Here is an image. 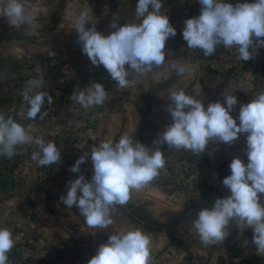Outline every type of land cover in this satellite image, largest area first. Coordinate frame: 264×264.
Returning <instances> with one entry per match:
<instances>
[{"label": "clouds", "instance_id": "9594fccd", "mask_svg": "<svg viewBox=\"0 0 264 264\" xmlns=\"http://www.w3.org/2000/svg\"><path fill=\"white\" fill-rule=\"evenodd\" d=\"M181 3L185 0H180ZM199 15L184 20L181 35L186 46L202 50L205 57L212 56L217 46L235 48L243 61L251 59L258 47L264 46V0H198ZM162 0H136V17L139 23L118 24L114 19L105 35L95 26L88 25V13L82 11L75 18L77 43L92 65H102L110 78L123 88L131 86L129 69L143 75L153 66H160L166 58L165 46L170 37L177 33L166 13L161 12ZM0 16L16 27L27 25L31 30L37 27L35 14L26 10L21 0H0ZM255 41V43H254ZM177 74L193 71L190 65L173 63ZM43 75L26 81L22 93L28 108L29 119L41 116L42 106L47 101L53 104L54 97L40 91ZM72 101L85 109L102 105L107 93L102 83L92 82L78 93L74 91ZM166 111L171 123L148 147L132 134H124L115 142L104 140L93 147L90 153L81 155L71 166L73 173L80 172V165L90 160L92 176H77L67 183L62 203L78 208L88 226L107 228L112 224L111 210L115 205L128 202L132 190H139L158 176L165 166L164 151L159 145L186 149L200 153L211 139L231 145L240 135H245L247 163L234 156L230 163V174L222 183L228 193L217 197L211 207L201 208L191 222V230L205 244L221 242L229 234L230 223L238 229H252V242L257 252L264 254V92L256 94L250 102L239 104L238 117L231 113L238 104L232 94L210 101L174 90L168 98ZM239 121V123L237 122ZM37 151L32 159L40 166L57 163L61 152L54 141H45L33 136L31 125L27 127L11 116L0 113V157L12 158L19 145L32 144ZM15 243L10 229L0 227V264H7L8 253ZM247 244V241H244ZM150 239L139 228L109 235L101 243L87 264H149Z\"/></svg>", "mask_w": 264, "mask_h": 264}, {"label": "rangeland", "instance_id": "374dc122", "mask_svg": "<svg viewBox=\"0 0 264 264\" xmlns=\"http://www.w3.org/2000/svg\"><path fill=\"white\" fill-rule=\"evenodd\" d=\"M53 1L28 0L23 4L26 10L35 14L37 29L50 32L60 28L65 31L73 46L81 47L77 43L78 34L75 32L74 23L79 14H68L72 4L89 9V24L86 27L94 25L97 31L102 27L98 25V20L106 23L114 17L110 14L111 8H95L90 0L85 3L76 0H56L54 3ZM193 1L196 0H185L183 3L192 4ZM173 2L174 0H162V9L164 8L166 14L172 15ZM124 6L118 5L116 10L131 16L133 23H139V18L134 19L136 5L132 3L128 7ZM106 12L109 14H105ZM24 26L26 25L13 26L6 17L0 16V32L5 28L9 30L6 34L10 33L12 36L13 28L17 31ZM3 42L7 44V38H4ZM2 51L0 49V56ZM195 51L201 60L207 58L202 50ZM210 57H225L224 59L238 65L239 69H251L255 91L264 92V46L258 47L256 54L247 61L239 58L234 47L226 54L215 51ZM40 60L42 59L37 58L35 62ZM87 61L91 63L89 58ZM8 67L14 79L17 78V72L22 76H28V79L43 75L44 82L39 90L54 97L55 122L51 123L48 120L45 105L41 109L45 115L38 114L35 119L27 117L28 105L22 96L26 84H22L21 80L19 82L14 80L12 87L6 91L7 96L3 95V100L8 102L0 103V113L11 116L26 127L31 125L34 137H41L46 142L54 141L60 149L61 159L57 163L39 167L31 158L32 153L38 150L34 143L17 146L16 154L10 159L0 157V227L10 229L15 240L12 248L14 253L11 250L8 253L7 264H87L98 246L107 242L109 235L132 228H139L150 239L149 264H187L189 257L192 258V264H212L219 256L229 259L234 264H264V254L257 252L256 245L252 242L253 231L250 228L241 231L235 222H232L225 239L209 245L203 244L195 231L191 230V222L197 212L201 208L211 207L217 197L228 193L222 180L230 174L229 157L239 146L236 141L231 145L225 144L219 155L214 151L217 148L215 139L209 140L203 152L193 154L183 148L174 151L167 144L159 145L164 151L165 166L159 170L158 176L141 189L132 190L127 203L113 206L112 224L104 229L93 228L86 224L78 208L75 206L68 208L60 199L66 195L69 180H74L81 174L85 179H91L90 160L86 159L80 165L78 173L71 172L70 168L81 155L90 153L93 147L106 140L104 138L106 126L100 125L97 119L90 115L88 118L83 116L84 125L78 126L76 134L68 133L66 129L61 128L64 121L59 119L60 102L66 95H70L69 101H72L70 99L74 92L72 89L75 85H77L75 89H79L80 84H71L72 77L78 72L77 68L68 64L61 67L59 63L46 67L31 66L27 69L23 65L17 67L10 64ZM14 67L19 68V71ZM88 70L86 75L89 74ZM226 75L227 73L224 74V78ZM6 80L0 79V90L8 87ZM13 84H18L16 89L13 88ZM13 89L17 90L15 94ZM21 90L22 92L17 94ZM219 92L220 90L215 92L217 98L215 100L222 99ZM151 100L152 95L148 99L149 103ZM150 117L151 119L143 120L145 125L141 131L143 129L145 133L148 132L146 133L148 137L147 135L145 137L146 143L150 145L149 147H154L153 141L158 137L161 126L155 116ZM75 118L81 121L79 116H76L67 122L68 127H73L71 122L76 121ZM241 157L247 163L246 150ZM198 163H203V167H206L205 172H202ZM203 174H206L205 177ZM261 199L264 201V195ZM244 241H247V244H244Z\"/></svg>", "mask_w": 264, "mask_h": 264}, {"label": "crops", "instance_id": "0c3cea01", "mask_svg": "<svg viewBox=\"0 0 264 264\" xmlns=\"http://www.w3.org/2000/svg\"><path fill=\"white\" fill-rule=\"evenodd\" d=\"M27 1L28 0H21L24 4ZM55 1L56 0H54L53 3ZM76 1L85 3L89 0ZM132 1L134 0H90L95 8H111L110 14L114 16L106 23L101 20L97 21L98 25L102 26L100 32L107 35L111 31H114L115 29L110 28V22L114 19H117L120 25L124 23H133L131 16L124 14L123 10H121L123 13L116 10L118 5H125L127 7L132 5V3L136 5V2ZM48 2H52V0H48ZM119 2H124L125 4H119ZM232 2L235 4L236 0H232ZM188 4L191 7L190 12L184 11L177 16L167 14L170 23L176 28L177 33L166 42V58L163 64L160 66H153L150 72L143 75L137 74L134 70L129 69L128 79L130 81L134 80L135 83L123 88L117 85L113 86L111 89L107 90V99L102 105H96L85 109L80 104L69 101L70 95H66V98H63L62 102H60L59 119L64 121V125L61 128L63 130L66 129L68 133L73 132L76 134L78 126L84 125V117L88 118L90 115L91 117H95L100 125L104 124L106 126V137H104L106 140L111 139L115 142L121 135L132 134L134 140H138L149 147L150 145L146 143L145 139L146 133L148 132L145 133L143 129L141 131V128L145 125L143 120L145 118L151 119L150 116H155L158 119L157 121L160 122L161 133L166 125L171 123V116L166 111V107L169 103V95L174 90H184L186 94L204 100L205 105L217 99L215 96L217 90H220L219 94L222 98L225 94L233 93V95L238 98V104L231 114L234 117H238L239 104L250 102L251 99L258 94L253 86L251 69H239L238 65L229 62L228 59H224L225 57H207L201 60V58L197 57L195 49L186 46V41L183 40L181 35L184 27V20L199 15L201 8L198 0L193 1L192 4ZM82 11H86L89 18V9L86 10L78 4H72L68 9V14H80ZM161 12L166 13L164 8H161ZM105 14L109 13L106 12ZM134 19H137L136 15ZM104 24L108 26H104ZM6 31L9 32V30L3 28L0 32L2 41L0 49L3 50L0 56V65H2L0 79L4 81L7 79L6 84L8 86L0 90L1 104L8 102L7 100H3V95L5 97L7 96L6 91L14 80L16 82L21 80V82H23L22 84H26V81L29 80L28 76H22L21 73L18 72L17 78H12L13 75H10L8 67L10 64L11 66L13 64L17 67L23 65L25 69L31 66L46 67L57 63H59L61 67H66L67 64L73 65L77 68L76 71L78 72L75 74L76 76L72 77L71 84L80 85L79 89H75V87H77V85H75L72 90L78 93L81 90H86V87L91 83L89 74L86 75V71L92 63L87 61L88 57L86 54L82 53L81 47L70 44V39L67 37L65 31L58 28L50 32H44L37 29V27L35 30H31L27 25L22 29H17V31L13 28L12 36H10V33L6 34ZM4 38H7V44L3 42ZM228 49L231 50L232 48H225L223 45H220L217 46L216 51L226 54V52L229 51ZM37 58L43 61L40 60L39 62H35ZM8 60H10V62ZM174 62L190 65L193 71L191 74H177L176 69L172 67ZM16 69L19 71V68ZM226 73L227 77L224 78V74ZM15 85L16 84H13L14 89L17 88V85ZM16 91L17 90L13 91L14 94ZM21 92L22 90L18 91L17 94ZM150 95H152V100L149 103L148 99ZM76 116H79L82 123L75 118L76 121L71 122L73 127H68L67 122ZM163 122H165V124H163ZM236 143L239 144V146L229 157L230 160L234 156L241 157V155L244 154L246 150L245 135L242 134L239 139L236 140ZM224 147V143L217 142V148L214 150L216 155H219ZM173 150L176 151L177 149L173 148ZM197 165L202 169V172L206 171V167H203V163H198ZM204 175L206 174H203V177H205Z\"/></svg>", "mask_w": 264, "mask_h": 264}, {"label": "water", "instance_id": "95a60500", "mask_svg": "<svg viewBox=\"0 0 264 264\" xmlns=\"http://www.w3.org/2000/svg\"><path fill=\"white\" fill-rule=\"evenodd\" d=\"M190 9L191 7L189 4L181 3L180 0H174L171 7V14L172 16H177L184 11H189ZM88 69L91 82L102 83L106 90L116 86L117 82L110 78L106 69L102 65H91Z\"/></svg>", "mask_w": 264, "mask_h": 264}, {"label": "built area", "instance_id": "2783aa9c", "mask_svg": "<svg viewBox=\"0 0 264 264\" xmlns=\"http://www.w3.org/2000/svg\"><path fill=\"white\" fill-rule=\"evenodd\" d=\"M106 93L107 90L105 89ZM45 107L47 108V118L51 123L55 122V117L53 114V108H54V103L53 104H48L47 102H45Z\"/></svg>", "mask_w": 264, "mask_h": 264}, {"label": "trees", "instance_id": "16d2710c", "mask_svg": "<svg viewBox=\"0 0 264 264\" xmlns=\"http://www.w3.org/2000/svg\"><path fill=\"white\" fill-rule=\"evenodd\" d=\"M11 252L14 253V251L11 249ZM9 257V256H8ZM235 257V256H234ZM192 258L189 257V262L187 264H192ZM202 264H206V263H202ZM212 264H234L233 262H230L229 259L224 258L223 256H219L216 261Z\"/></svg>", "mask_w": 264, "mask_h": 264}]
</instances>
